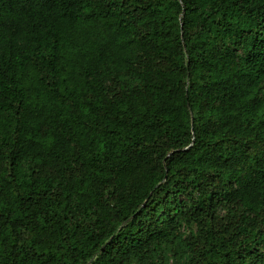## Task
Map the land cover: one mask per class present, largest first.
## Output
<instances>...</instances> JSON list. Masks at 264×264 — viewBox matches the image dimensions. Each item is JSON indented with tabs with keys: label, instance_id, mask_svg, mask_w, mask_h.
<instances>
[{
	"label": "trees",
	"instance_id": "16d2710c",
	"mask_svg": "<svg viewBox=\"0 0 264 264\" xmlns=\"http://www.w3.org/2000/svg\"><path fill=\"white\" fill-rule=\"evenodd\" d=\"M178 242L264 264V0H0V264Z\"/></svg>",
	"mask_w": 264,
	"mask_h": 264
},
{
	"label": "rangeland",
	"instance_id": "374dc122",
	"mask_svg": "<svg viewBox=\"0 0 264 264\" xmlns=\"http://www.w3.org/2000/svg\"><path fill=\"white\" fill-rule=\"evenodd\" d=\"M192 230L195 232V227L193 229L189 228L182 230V239L189 237ZM163 260L162 264H187L188 253L186 247L182 242H178L175 246L165 250Z\"/></svg>",
	"mask_w": 264,
	"mask_h": 264
}]
</instances>
